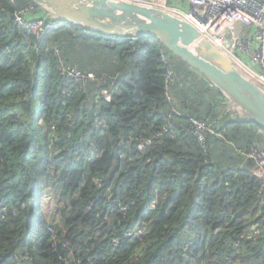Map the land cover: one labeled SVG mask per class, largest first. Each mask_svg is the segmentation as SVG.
<instances>
[{
  "label": "trees",
  "instance_id": "trees-1",
  "mask_svg": "<svg viewBox=\"0 0 264 264\" xmlns=\"http://www.w3.org/2000/svg\"><path fill=\"white\" fill-rule=\"evenodd\" d=\"M27 7L26 21L55 28L18 26ZM49 16L0 0V264H264V192L249 157L264 130L239 122L156 39ZM194 122L215 135L199 142ZM51 192L59 224L40 209Z\"/></svg>",
  "mask_w": 264,
  "mask_h": 264
},
{
  "label": "water",
  "instance_id": "water-1",
  "mask_svg": "<svg viewBox=\"0 0 264 264\" xmlns=\"http://www.w3.org/2000/svg\"><path fill=\"white\" fill-rule=\"evenodd\" d=\"M57 22L105 36L156 39L224 98L241 123L264 130V88L191 24L169 12L123 0H30Z\"/></svg>",
  "mask_w": 264,
  "mask_h": 264
},
{
  "label": "built area",
  "instance_id": "built-area-1",
  "mask_svg": "<svg viewBox=\"0 0 264 264\" xmlns=\"http://www.w3.org/2000/svg\"><path fill=\"white\" fill-rule=\"evenodd\" d=\"M126 2L157 8L174 14L191 24L204 34L216 47L222 50L248 79L264 88V0H123ZM30 7L14 15L18 26L38 36L44 34L48 25L44 20L26 21ZM49 18H51L49 16ZM52 19V18H51ZM54 21V20H53ZM55 22V21H54ZM163 62L167 60L162 56ZM62 74L73 81L93 80L92 74H82L74 69H62ZM172 82V73L166 76V92ZM104 101L109 102L111 94L100 92ZM166 100L170 98L166 93ZM229 110V109H228ZM194 131L199 142L205 134L215 135L211 125L194 122ZM168 130L164 129V132ZM150 145V140L141 142L137 149L143 150ZM255 164V173L261 179V192H264V148L249 154ZM258 235V230L251 227L246 239Z\"/></svg>",
  "mask_w": 264,
  "mask_h": 264
},
{
  "label": "rangeland",
  "instance_id": "rangeland-1",
  "mask_svg": "<svg viewBox=\"0 0 264 264\" xmlns=\"http://www.w3.org/2000/svg\"><path fill=\"white\" fill-rule=\"evenodd\" d=\"M63 207L64 203L59 192L47 193L40 204L41 212H43L47 220L52 221L54 224L60 223L59 213Z\"/></svg>",
  "mask_w": 264,
  "mask_h": 264
}]
</instances>
